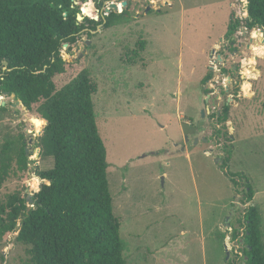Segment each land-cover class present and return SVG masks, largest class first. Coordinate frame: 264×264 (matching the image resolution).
<instances>
[{"label": "rangeland", "instance_id": "374dc122", "mask_svg": "<svg viewBox=\"0 0 264 264\" xmlns=\"http://www.w3.org/2000/svg\"><path fill=\"white\" fill-rule=\"evenodd\" d=\"M95 1L102 0L74 4L92 18L85 5L95 8ZM103 1L104 16L110 3L127 2L117 13L127 10L128 19L99 25L91 35L87 29L64 46L66 71L54 81L61 89L89 73L126 263L245 264L244 245L232 239L230 225L242 237L244 213L253 205L264 229V32L245 29L244 0ZM231 19L242 23L241 57L231 64L243 60L232 83L215 63ZM15 104L0 94V149L23 135L28 164L19 172L13 163L0 206L19 194L33 207L30 200L46 183L36 173L51 170L54 158L46 125L39 131L30 122L41 118ZM225 105L228 122L220 124ZM247 184L254 199L245 204ZM17 235L0 242V264H28L30 247L17 243Z\"/></svg>", "mask_w": 264, "mask_h": 264}, {"label": "trees", "instance_id": "16d2710c", "mask_svg": "<svg viewBox=\"0 0 264 264\" xmlns=\"http://www.w3.org/2000/svg\"><path fill=\"white\" fill-rule=\"evenodd\" d=\"M95 3V8L85 5L91 9L90 18L74 0H0V94H15L26 110L43 119L35 118L39 131L47 121L45 135L54 158L51 170L36 173L46 183L34 194L33 207L19 194L10 195L0 206V242L18 232L16 242L30 247L28 264H127L121 224L113 212L107 149L99 134L89 73L81 71L61 89L54 81L66 71L65 45H74L87 29L91 35L99 25L111 28L128 19L127 10L104 16V1ZM248 3L245 29L264 32V0ZM78 15L83 16L82 22ZM239 25V20L231 19L226 36H232ZM211 77L210 73L204 81ZM262 113L264 117V100ZM218 117L220 124L228 122L227 105ZM14 162L19 172L27 169L23 135L0 149V189ZM244 198L245 204L254 199L249 184ZM241 224L242 237L238 229L230 227L232 239L244 245L243 261L264 264V229L255 206L246 209Z\"/></svg>", "mask_w": 264, "mask_h": 264}, {"label": "flooded vegetation", "instance_id": "af4514ba", "mask_svg": "<svg viewBox=\"0 0 264 264\" xmlns=\"http://www.w3.org/2000/svg\"><path fill=\"white\" fill-rule=\"evenodd\" d=\"M238 21V19L234 20V22L236 23ZM242 28V23L240 22V25L237 27L236 32L230 36L229 38L226 36L221 38L222 39V43H224L225 41L227 42L226 44H224V48L222 49V54H218L217 55V59L215 60V62H217V64L220 65V76H223L225 74L228 75V81L230 83L233 82V77L238 76L239 74H241V68L243 66H241V63L243 62L242 59H239V62H235L234 64H231V62L233 61V59H235L237 56L241 57L239 55L240 52H242L241 48H242V44L240 42H238V44H236V40L239 39L238 36H236L240 30ZM228 30V28H227ZM227 33V32H226ZM246 32H244L245 34ZM253 39V37H252ZM221 43V44H222ZM249 47V46H248ZM253 50V47L251 46V51ZM230 64V65H229ZM256 63L252 62L251 63V69L254 70V65ZM229 65V66H228ZM242 88V85H241ZM33 146V142L30 141L29 142V147ZM29 149L26 147V155L28 154ZM33 151L30 150L29 153H32Z\"/></svg>", "mask_w": 264, "mask_h": 264}, {"label": "water", "instance_id": "95a60500", "mask_svg": "<svg viewBox=\"0 0 264 264\" xmlns=\"http://www.w3.org/2000/svg\"><path fill=\"white\" fill-rule=\"evenodd\" d=\"M244 3H245V7H246V10L248 11V5H249V3H248V0H244ZM122 6L123 7H126L127 6V2H123L122 3ZM118 10H119V5H118V3H111V4H109V7H107L106 9H105V11L108 13V14H110V13H112V12H114V13H117L118 12ZM147 12H149V9L147 10ZM248 15V14H247ZM84 20V18H83V16L82 15H78V21L79 22H82ZM264 35V34H263ZM221 43H222V40H221ZM263 43H264V40H263ZM65 46H67V45H65ZM216 52H215V50H214V52H213V55L215 54ZM216 64H217V62H215ZM7 62H4V66L6 67L7 66ZM214 68L213 67H211V70H213ZM13 98H15V94H12L11 95ZM6 105V103L4 102V103H2V107H4ZM16 106H23L22 105V102L20 101V100H17L16 101V104H15ZM14 105V106H15ZM204 114V113H203ZM47 121H46V126H47ZM36 180H32L31 181V183H30V190L31 191H33V190H35V184H36ZM39 191H40V189H39ZM38 191V192H39ZM30 202L31 203H33V200H30ZM228 256H229V253H228Z\"/></svg>", "mask_w": 264, "mask_h": 264}, {"label": "bare ground", "instance_id": "6f19581e", "mask_svg": "<svg viewBox=\"0 0 264 264\" xmlns=\"http://www.w3.org/2000/svg\"><path fill=\"white\" fill-rule=\"evenodd\" d=\"M120 10H121V9H120ZM245 75H246V74H245ZM30 122L32 123V125H33L34 127H36V125H37V120H36L35 118H32ZM35 185H37V183H36Z\"/></svg>", "mask_w": 264, "mask_h": 264}, {"label": "built area", "instance_id": "2783aa9c", "mask_svg": "<svg viewBox=\"0 0 264 264\" xmlns=\"http://www.w3.org/2000/svg\"><path fill=\"white\" fill-rule=\"evenodd\" d=\"M111 4V3H110ZM121 3H118V5H120ZM122 5V4H121ZM109 7V6H108ZM122 10V9H121ZM121 10L119 9L118 11H120L121 12ZM107 13V12H106ZM107 15H109L108 13H107ZM260 30V29H259Z\"/></svg>", "mask_w": 264, "mask_h": 264}]
</instances>
